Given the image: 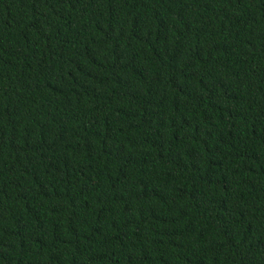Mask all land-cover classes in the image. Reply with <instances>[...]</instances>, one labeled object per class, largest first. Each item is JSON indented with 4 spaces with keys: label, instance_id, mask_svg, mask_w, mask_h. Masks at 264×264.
Returning a JSON list of instances; mask_svg holds the SVG:
<instances>
[{
    "label": "trees",
    "instance_id": "obj_1",
    "mask_svg": "<svg viewBox=\"0 0 264 264\" xmlns=\"http://www.w3.org/2000/svg\"><path fill=\"white\" fill-rule=\"evenodd\" d=\"M0 264H264V0H0Z\"/></svg>",
    "mask_w": 264,
    "mask_h": 264
}]
</instances>
